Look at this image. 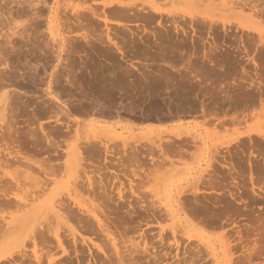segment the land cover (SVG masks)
<instances>
[{
  "label": "rangeland",
  "instance_id": "374dc122",
  "mask_svg": "<svg viewBox=\"0 0 264 264\" xmlns=\"http://www.w3.org/2000/svg\"><path fill=\"white\" fill-rule=\"evenodd\" d=\"M153 1L154 0H0V56H1L0 61L6 60L7 61L6 64L8 65V67L7 66L4 67L5 65L2 64L3 62L2 63L0 62L2 65V66L0 65V70H1L0 71V83H1L0 84V106L4 103L5 96L6 97L11 96L12 98L9 97L8 99L11 98L12 100L10 99L9 101H12L14 105L12 106L11 105L12 103L8 102L10 103L8 108L11 107L13 109L14 107L13 110H15V108H18V109L19 107L21 108L18 110L19 112L17 111L18 114L15 113L16 115L15 114H14L15 116L13 115V117H16V118L15 120L13 118V121L15 123L12 122L13 125H11L12 126L11 130L13 131L15 130V127H16V134L11 135V137H3L0 139V179L3 182L2 185L5 184V181L9 182L11 177L15 178L22 185H25V187H23L24 189L22 188L21 190L22 193H20V196L21 197L24 196L23 197L24 199L29 200L31 199L30 195L32 193L31 194L29 193V197H28L27 192L29 191V189H32V187H35L34 185L36 182L34 180H36L37 178L36 181L38 182V178L44 179V177H42V175L39 172L38 166H40L41 168L47 169L48 171L52 170L51 172H49L48 177H47V179H49L51 183L48 182L49 183L48 186H45V188L47 189V190L45 189L46 193L44 194L40 193L41 195L40 194L38 195L40 197L37 198L36 203H39L40 207H39L38 213L35 216V219L33 220L34 222L32 221V223L33 224L35 223L34 228L37 229V230L35 229V231L40 232V233L42 232L44 237L50 240L48 241L47 239L46 247L43 244L42 245L40 244L39 247L41 249H43V246L45 247L44 252L42 251L43 253L47 252L48 254V251L50 252V254L52 255L51 258H53L55 264H172V263L173 264H212L213 262L218 263V264H230L231 261H232L231 262L232 264L233 263L237 264V262L241 261V258L244 259L245 258L244 256H247L245 251L243 253V250H246V249L249 250V248H246L247 246L245 245H248V247L253 246L252 247L254 250V251L252 250L253 256L254 255H256V257L259 256L258 258L253 257L252 258L253 261L251 264H264V256H262L264 255V195L260 196L259 194L257 195L252 194L250 190V186L248 185L249 169L252 167L254 168L255 166L259 165V167H261V169L263 170L262 175L259 176L258 178H256V175H252V178L254 179V181L258 183L259 186L264 187V141L263 139L262 140L259 139V137H257L254 132H250L251 130L257 129L264 134V114H263L264 113V93H263V96L261 95L260 97V95L257 94L259 93L258 89L255 90L257 87L259 89L261 87L260 92L264 91L263 90L264 89L263 87L264 85V71L263 70L264 69L263 68L258 69L257 72H254L252 71L253 69L251 67L245 68L246 70L245 72L247 74V75L245 74V76H247L246 79L250 75L249 73H251V75L249 76L250 78L256 79L257 82L259 81L261 82V83L259 82V86L257 84L255 86H250L248 84L249 83L248 80H245L244 75L242 76L243 79H241V76H240V74L242 75V73H240L242 72V70H240L241 66H238L240 67L238 70L237 65L233 64L234 63L233 61L235 60H241V62L243 63L246 61L245 55H242V52L239 51L241 47L239 48L238 40L240 39H241L240 41H243L246 46L248 44V48H249L248 56L249 57H251L252 54L254 55L255 51H256V54H260L259 52L261 53L264 52V48H263L264 43H262L263 44L262 46L258 44V35L255 31L250 30V29L249 31L248 29L247 30L240 29V27L235 25L236 23L241 22L242 25H246L247 23L248 26H251V25L257 26L255 28L260 31L262 30L263 32L262 34L264 36V24L262 23L264 22V0L262 1L258 0L259 2L253 3L254 5H256L255 6L256 9L255 11H253L256 14L248 10L249 6L243 7L242 3H240L237 0H231L230 3L233 2V4L228 5V6H234L233 12L226 11V7H222V6H217L216 10L215 9L214 10L200 9L197 6H194L195 4H192L194 3L193 2L194 0H175V1L174 0H168V1L167 0L166 1L157 0L159 3V6L162 8L161 10L165 12L174 13L172 14L173 16L172 15L171 16L172 18L174 17L175 19L174 18L171 19V17L160 18L157 16V17H154V19L152 18L153 20L150 21V19L147 17V14L149 13L152 14V13L147 12V10L142 7L146 6L148 3L153 2ZM157 1L155 0L156 3ZM169 1L170 3H168ZM229 1L227 0L226 2L228 3ZM235 1L238 3L237 6L234 5L236 3ZM219 2L220 1L217 0L214 3V6L222 4L221 2L220 3ZM108 3H112V6L104 5ZM117 3H121L124 5H128V6L130 5L129 8H132L131 11L125 10L127 15L129 14V16L131 17L128 16V18H126L125 17L127 16L126 13H125L124 18L122 17L123 19L125 18L126 19L130 18L131 20L134 19V21L137 19L135 22L134 21L131 22L133 23L131 25L132 30L134 29L136 30V27H137L136 25L139 26L138 29L140 28L142 29L145 27L146 36H148L147 33L153 32V30L157 32L159 31L160 33L163 34V35L161 34L162 36L160 39L161 43H159L160 40L159 42L154 43V39L148 36V38L150 39L149 44L151 46L155 44V46H153L154 48L150 47V49H148L149 47H146L142 43H139L141 45H138L137 47H135L134 50L132 49L128 53L126 52L125 54L126 57L121 58L119 55H117V57L114 59V64L116 63L115 65L121 68L116 67L117 69L114 68L115 70L111 69L110 66L106 64L107 62L109 63V61L101 62L103 60L102 58L95 56V53L92 52L94 55L93 56L92 53H90V51L87 50L88 51L86 52L87 58L88 60L92 62L85 69L93 72L97 69L98 66L104 65L107 68L106 72H112L114 70L117 72L116 74L124 76V79H126V81L124 80V82L126 84L128 83L127 85H130L131 82L134 84L139 82L138 80L140 76H138V73L136 70L132 69L133 66L137 68L141 73H147V74L151 73V75L153 76L160 74V76L162 77L160 79V83L152 84L154 88L152 89L151 96L149 97L148 96L138 97L137 95L136 96L131 95L130 97L129 93H127V90H123V91L115 92V94H113V97L110 102L112 104H106L109 107H111L112 105H114L115 107L117 106V108L113 106L115 108L113 109L116 110V109H119L121 106H123L121 108L125 109L127 108V105L129 103H132L137 117H129V116L122 115L123 117L120 116V118L118 119L116 116H113L112 117L113 119L110 118L109 120H106L107 121L105 122L106 124L102 123L103 128L102 127L98 128V127H92L90 125L91 122H93L96 119L94 116H93L94 119L90 115L89 116L83 115V117L81 118L82 115L74 116L72 114L73 118L80 124L79 126L82 127V128L79 127V131L81 130L80 131L81 133L78 131L80 133L79 135L81 137L88 136V133L89 132L91 133V131H95V133L97 134L98 133L96 132L97 130L102 131L104 134H108V131L106 133L104 132L105 129H108L107 128L108 126L110 130L109 133L111 134V130L113 131L112 132L113 135L111 134L112 136H119V137L129 138V139L135 138L134 140L138 141L140 139V136H142L143 134L144 135L148 133L150 134L152 131L154 135L160 133L161 137L165 139V137H167L166 136L167 132L170 130L171 125H172V124L170 125L166 124L167 123L166 118L168 115V111H172V113H174V108L176 105H180L184 108L188 107L189 109H185L184 117L180 116L181 119L179 118L180 119L179 121L175 120L173 125H176V126L181 125L183 128L187 127L186 129H188L189 131L192 130L191 131L192 133L194 132L196 134H199L201 139H203L204 141L206 140L205 147L207 149L205 152H209L210 150L209 153H213L215 151V153L219 155L217 156L218 157L217 160L220 161L221 157H224L225 159L228 160L229 157L233 156L234 164L238 168L239 172H242L241 175L245 177V179L243 177V182H244V185L246 186L240 189V193L244 197L242 202H236V203L232 202V200L228 198L227 191L226 192L220 191L218 194L196 195L197 197L187 192L194 188L193 186L196 183V181L200 180V176L202 175L201 171L205 169L204 162L201 161L202 159L200 158V154H203L202 147L204 145L202 146L200 142L199 144H197V147L198 149L199 148L201 149L200 150L201 152L198 150L196 151L195 149L194 150L192 149V151L195 152L194 153L195 155H193L192 158L189 156H187L189 158L186 157V159L183 157L178 158L177 156L174 157L170 153L167 152L165 153L167 160H165L163 155L161 156L156 152L148 153L149 151H146V152L143 151V153L141 152L142 155H138L137 153L132 154V152L128 150V152L126 153L122 151H119L117 153L115 152L113 154L111 153L112 156H108L105 160V156L103 153L102 154L99 153L100 155L99 154L90 155L89 153H84V154L82 153L81 157L83 158L85 157L83 165H82V162H78V163L70 165L68 168L66 167L67 165L65 162L66 159L64 158L65 157L64 153L68 151L71 145H68V142L64 143V140L59 139L57 148L55 149V142H57V138L55 137L54 131H55V128H57L56 126L58 125L57 124L55 125V113L50 114L49 112L51 108H53V110L55 109V107H52L53 105H55V103H51L48 100V98H46L45 94H47L48 92H52V94L55 95V92H57L59 94L60 101L62 103L64 102L65 105L69 103V107H71L73 103H74L73 104L74 106L76 103L78 104V100H80L81 97L78 95V89H71V88L66 87L64 92L65 93L67 92V93L64 94V92L61 93L60 88L58 86H56L55 84H52L55 81L54 80L55 74H52V73H55V71L57 72V75L60 74L61 77L63 78L65 77V71H64L65 62L61 63V65L55 69V65H56L55 52L57 49L56 45L58 41L61 40L63 36L66 37V35H68L64 31V29L61 31V36L55 33V21H57L56 23L58 24V22L61 23L60 21L62 19V22L68 24L71 29H75L73 30L74 38H78L82 35H87L90 38L95 39L98 36H104L105 34V27L103 23L104 18L108 21V23L115 22V21H118L119 23L129 22V21H126V22L121 21L122 19L120 17L118 18L119 20L116 17L114 18V16H116L115 14L120 15L122 13V15H124L123 14L124 11L123 12L121 11L124 10L125 8L121 9L120 6L116 5ZM160 4H162V6ZM77 5L79 6V9L77 8L78 9L77 11L79 13L81 11L82 14L79 15L78 13L79 15V16L77 15L78 17L75 15V18H78V19H75L73 16L74 14L71 13L72 11H70V9L72 7H78ZM142 9L146 11L143 12ZM221 9L223 10L220 11ZM199 10H201V12ZM247 11L248 12L250 11V12L248 13ZM259 11L262 13H260ZM32 12L34 14L37 12L38 15H40L38 16L39 18L36 16L37 13L34 15L32 14ZM175 13H178L176 14L177 16H175ZM182 13H183V16L184 14H186L187 17H185L186 16L185 15L184 18H182L183 17L181 15ZM188 13H190L189 16H188ZM71 14L73 15L71 16ZM83 14H84V18H83ZM110 14H113V15H110ZM262 15L263 17H261ZM55 16H57L58 19H56ZM85 16H90V17H86V20H85ZM139 16L141 18H139ZM190 16L191 18H189ZM199 16L201 19H199ZM176 17L178 18L176 19ZM195 17L198 19L195 20L196 19ZM203 17H205L204 21H206V23L203 21L202 19ZM68 18L69 20H67ZM209 18L212 21H214L213 22L214 24L212 26H215L217 30L214 27L210 29L209 25L208 26L204 25V27L206 28H203V30H201L202 26H200V24L198 23H201L203 21L202 23L203 24L205 23L207 25L208 24L207 19L210 20ZM261 18L263 19L262 22H261ZM190 19L191 21L189 22ZM245 19H247L248 21ZM88 20L91 23H88L89 22ZM48 21L51 22L50 25H48ZM81 21H84V22H81ZM162 21L163 23H159ZM171 21L172 22L176 21L177 25L179 24V26L181 27L184 25L183 27L187 31V34H188V35L186 34L187 37L186 35H183V36L173 35L174 33L172 31H169L171 28V26H169L171 25L170 24ZM15 23L16 25L20 24L19 25L20 28L19 27L16 28L18 25L16 26ZM83 23H85L84 26L82 25ZM221 23L227 24L226 28L223 29ZM78 24H81L83 28H81L82 26L79 28L77 26ZM160 24H162V26L165 25L166 27L169 26L170 27V28L168 27L169 30L166 27L165 28L167 29V32L169 31L173 34L171 35L169 32L165 33L164 29H161L158 26ZM25 26L27 27L25 28L27 35L24 33L23 37L24 36L28 37L30 41L27 40V38H25L26 39L25 41V40H22V38L15 37L16 35L13 36V38L8 37L11 35V32L14 30L13 27L16 28L14 32L18 30V33H19L24 29ZM21 27H23V29H21ZM34 27L37 28V30ZM109 28H113V27H109ZM141 29L139 31H141ZM160 30H162L165 34L161 32ZM195 30L196 32H194ZM199 30L202 32H200ZM33 31L36 32L34 36H33L34 34ZM118 31L121 32L120 29ZM143 32L144 31H142L140 37H143V34L145 33ZM28 33L29 34L33 33V34L29 35ZM217 33L218 35H216ZM167 34L169 36H167ZM34 37L37 39H35ZM250 37H251V41H249ZM162 38L163 39L165 38L164 41L162 40ZM233 38L236 41L234 40L232 41ZM254 39L256 41H252ZM10 40L12 41V43H10L11 42ZM136 40H134V42ZM7 42L9 43V45ZM91 42L93 44L95 43L94 45L96 47L100 46L98 42L94 41L93 39L91 40ZM77 43L78 45L79 44L81 45V42L76 41L75 44L77 45ZM135 43H138V40ZM27 44L28 46H26ZM224 44H227V45H224ZM230 44H233V45H230ZM82 45L84 44L82 43ZM13 46L14 48H12ZM251 47H253V51ZM217 48H221V49L219 50ZM256 48L257 49L259 48L258 51L256 50ZM260 48H261V51H260ZM158 49L166 52L167 54L170 53L172 59L163 61L157 57H153L155 52H157ZM224 50L225 52H223ZM45 53L46 55H44ZM250 53L251 55H249ZM236 54H237V57H236ZM61 55H62V60L63 58L65 60L66 55L63 53H61ZM45 56L48 57L49 59L46 58ZM204 56L206 57L211 56L213 58H222L225 64L224 68L226 71L229 72V74L226 75V77H222L221 73L219 72L216 73V71H214L216 74L213 73L210 67L208 68V66L203 65V64H206V63H203L205 62L203 60ZM38 58L42 61H40ZM243 63L242 65L245 66L246 63L245 64ZM188 64H191V66L194 67V69H197L198 71L200 70L205 73H207L208 71V73L206 74V76L208 75L207 78L204 77V79L200 78L198 80V77H196V75L195 76L193 74L190 75L189 71H187V68L189 67ZM29 65H32V66H29ZM33 66L35 67L36 71L33 70ZM201 67H203L205 70ZM249 68H250V71L248 70ZM121 70L124 71L123 72L124 74L125 73L127 74V75L125 74L127 77L128 75L129 76L131 75V76L126 78V76L122 73ZM128 70L130 73L131 72L132 73L128 74L129 73ZM210 72L213 73V75H211ZM52 75H54V78ZM163 77L165 78L167 77V80L170 81V84H168L169 82ZM5 78H7V80ZM261 78L262 80H260ZM128 81H130V83ZM164 82L166 83L168 82L167 87L165 86L167 84L166 83L164 84ZM62 83L65 85L64 80L61 81V85ZM5 87L6 89L4 90L3 88ZM225 91H227V94ZM68 92H69V95H68ZM120 92L122 93V95ZM205 92L208 93L206 94L207 96L205 95ZM8 93L9 94L11 93L12 95L10 94L9 96H7ZM225 95L226 96L231 95L232 102L229 103V99H227L228 97H226ZM13 97L15 101H13ZM19 97L21 98L23 97V99ZM20 101L22 102L19 103ZM47 101H49L50 104H47L48 106L46 107ZM23 102H26V103H23ZM201 103L204 104L203 106L205 108H208V109L204 108L206 110L205 115L208 113L206 117L205 115H202V111H201L202 109L200 107L202 105ZM25 104H27L28 106L27 109H24L26 108L24 106ZM39 104L40 105L42 104V106L44 107H40ZM119 104H122V105H120L119 107ZM1 107H0V110H1ZM39 107H40V110H39ZM46 108H48V111ZM66 108H67V111L69 110L68 111L70 112L69 114H71L72 110L70 111V108H68L67 106ZM208 110L210 111L208 112ZM7 111H8L6 112L7 115L5 113L4 114L5 116H7L6 118L8 119L9 117L8 115L10 114V112H9V109ZM34 111L35 112L37 111V113L35 114H39V111L42 114L35 115L34 116L35 118H34L32 116ZM30 115L34 119L31 118ZM139 115H140V118L142 117V120L139 118ZM156 116H157V119H156ZM73 118L70 120H73ZM122 118L123 119L125 118L126 121L125 119L123 120ZM136 118H139V122L138 121L136 122L137 120ZM132 120L135 121L136 123L134 124ZM63 122H66V120L65 121L63 120ZM85 122L86 124L84 125ZM88 122L89 124H87ZM140 122L142 123L140 124ZM147 123H149V126ZM151 123L153 125H151ZM40 126H42V129L45 132H50L51 134H46V136L43 135L40 129ZM72 128H74V126H72ZM84 130H86L87 133ZM0 132H1L0 133V136H1L2 131L0 130ZM102 132H99L98 134L100 133L103 134ZM90 133L89 135H91ZM247 135L251 136V138L253 139L250 140L249 138H247ZM140 141L141 143L145 142L144 140H140ZM226 142L227 144H225ZM142 144L147 145L146 143H142ZM17 146L22 147L23 154H21V156L17 157L16 159H13V158L11 159L12 155H9V153L10 152L15 153L14 150L16 149ZM215 146H217V148ZM212 149H215V150H212ZM44 151H46L47 153H45ZM56 152H58L59 155L61 154L59 157V160L57 159V157L55 158ZM127 154L129 156H125ZM130 155L132 157H130ZM134 155L136 157H134ZM22 157L26 158V160H24ZM124 157L125 158L127 157V158L125 159ZM128 157L129 159L133 158L132 162H130L131 160L129 161ZM117 159H119L120 161L124 160L123 162H121L122 166L120 165V163H118ZM161 159L163 161H160ZM169 161H172V164L169 165ZM128 162H130L131 165L133 163L134 164L131 166L129 165L130 163ZM156 162L161 163V165L159 164L156 166L157 164ZM158 167L160 170L158 169ZM172 168L173 170L171 171ZM185 169L187 171H185ZM168 170L170 171L168 172ZM211 171L212 172L214 171L216 173L214 175L218 174L220 178L223 177L224 179H221V180L224 183L225 181H227L226 182L227 184L231 183V180L228 177V172H227L228 170L225 168H221L219 164H216L212 169H208L207 173L210 174ZM205 175L206 173L204 174V177ZM77 179L78 180L80 179L81 182H84L83 185L79 183V188H77L80 198L100 200L99 202L104 204L102 208L103 211L105 212V214L108 215L106 219H103V221L107 225L109 230L112 232L123 234V238H126L127 241L129 240L127 242L125 239V242H123L125 244H123L121 240L118 241L117 248L119 249V252H120L119 256H117V254L115 253V250H113L112 245L108 241L102 242L101 240L103 239L102 238L97 239L96 236L94 239V235H96V232H98V228L96 224H93L94 221L91 222L89 220V222L88 221L86 222V224L90 222L91 224H93V225L88 224L90 225V227L92 226L93 228L92 227L90 228L87 225L90 228L88 230H90L91 235H89L88 233H84V232H89L88 230H85V228H88L86 224L83 225L84 224L83 223L82 225L83 227L85 226V228L80 227L81 229L80 230L78 228L79 227L78 224L76 225L75 223L76 220H74L75 222H73V219L72 221L69 220L70 222L68 224L66 221L59 220L58 217H56L55 212L57 213L58 211L57 209L58 208L57 202L59 200L58 197H62L63 196L62 193H65V191H67L69 187H72L74 185V181L75 180L77 181ZM32 181L33 183L35 182L34 185ZM88 181L91 182L92 185H94L93 193L87 191L86 185ZM15 190H16L15 188L12 189L13 192L18 193ZM230 191L232 192L235 190L231 189L229 190V192ZM29 192H31V190ZM159 192L163 193L162 197L160 196L161 194ZM167 193L170 194L169 195L170 197L167 196ZM36 197H37V192H36ZM166 197L170 198V199L167 198V200L178 201L180 205L182 203L184 204L185 202V204L182 205L183 207L181 206L182 208L179 212L180 214L179 218L177 217V218L171 219L167 217L166 213H164L165 209H163L164 208L163 206H165L164 204L166 203V200L164 199ZM160 198H163L162 202ZM155 199H158V200L155 201ZM186 199L187 201H190V202L188 203ZM151 203L152 205L154 204V206L155 204L157 205L155 207H151L152 205L148 207L146 205V204L149 205ZM125 204L127 205L129 204V207ZM143 204H144V207H143ZM146 206L148 208H146ZM145 208L147 209L146 211H145ZM1 209L3 210L2 207L0 208V210ZM5 210L6 209L0 212L3 214V216H5V218L3 217L5 221H9L10 220L9 218L11 217L9 213L12 212V210L9 212ZM153 212H155L156 214L154 215ZM12 213H14V210ZM149 213L154 215V217L155 216L157 217L158 215V217L155 218V220H153L154 217L152 218V216ZM158 213L163 217V219L161 216L159 217ZM2 214H0V218L2 217L1 216ZM146 216L150 218H147ZM76 217H79V216H76ZM79 218L85 219V217H83L82 215ZM158 218L159 220L161 218V220L159 221ZM183 218L187 219V221L190 224H192L195 227L196 231L202 234L205 237V239L210 238V240H212V243L214 244V248L216 247L215 248L216 257H213L210 254L208 255V253H210L209 250H207L205 246L199 242L198 239L196 241V237L193 238V237H189L186 235L185 236L182 235L183 233L181 232L182 230L181 225H184V221H185L183 220ZM141 219L143 223L141 222ZM177 220L178 222L176 223ZM1 223H0V227L2 226ZM32 223H31L32 225L31 227H28L29 225L22 227L21 229H19L20 231L16 228L19 231V232L15 231L16 233L11 228L13 226H14L13 228H15V226L17 227L19 223L18 225H15L16 224L15 223L13 226H11V228L9 226L10 229L8 228V231L11 232L12 230V232L15 234H11L10 236L8 235L6 236L4 234L6 237H4L2 234L4 239H0V241L2 242L4 241V242L3 243L0 242V249L7 250V251L10 249L9 251L12 252L13 250L14 252H16L17 249L22 247L21 244L22 245L24 244V246H26V249H27V254L30 255V251L32 249L30 240L33 239L34 242L36 243L40 242V239L38 236L33 237V238L32 237L30 238V236H27L26 231H28L29 229H27L26 227L30 228L31 230H34L33 229L34 225ZM176 226L178 227L181 226L179 229L180 231L178 229H175ZM68 227L75 228V229L77 227V231L79 232L78 234L81 236V238H84L87 240L93 239L94 243L100 245L105 255L103 256L102 254L98 253L91 246L90 243H88L87 245H81V243L79 242L81 241V238L78 239L79 240L78 241L79 244L77 243L78 246L74 248L73 243H71L72 241L69 237L66 238V240L71 241V242L69 241V243L67 244L68 247L66 246L68 254L62 255V253L55 247L56 244H55V240L53 239L54 238L53 236L55 235V231H57V233L62 234L61 237H66L68 234ZM94 228L97 230H95ZM83 229L85 231H83ZM93 230L95 232H93ZM4 232L5 230H3V233ZM189 235L195 236L196 234H189ZM14 243L16 244L15 247L13 246L15 245ZM1 244L3 246H1ZM48 246H50L51 249L52 248L54 249L50 251V247ZM244 246L246 249L244 248ZM136 247L138 248V251L135 250L137 249ZM242 247L244 249H241ZM88 249L90 250V252L88 251ZM143 249L145 250L146 253L143 251ZM130 250L132 251L135 250L136 254L135 252L131 253L132 251ZM190 250L192 251L190 252ZM229 250L232 256L229 254ZM38 251H40L39 248H38ZM188 252L190 253L188 254ZM259 252H261L262 254ZM43 253L41 256L43 257L44 255L42 259L43 260L42 264L44 263L48 264L47 258L45 256H48L50 254L47 255ZM16 256L17 254H15L14 257L16 258ZM241 256H243L244 258ZM1 257L2 256L0 255V258ZM17 259H18V256H17ZM182 259L184 261H182ZM214 259L217 261H215ZM231 259H233L234 262ZM186 260H187V263H185Z\"/></svg>",
  "mask_w": 264,
  "mask_h": 264
},
{
  "label": "bare ground",
  "instance_id": "6f19581e",
  "mask_svg": "<svg viewBox=\"0 0 264 264\" xmlns=\"http://www.w3.org/2000/svg\"><path fill=\"white\" fill-rule=\"evenodd\" d=\"M157 1V0H156ZM159 1V0H158ZM158 1H157V3H158ZM161 1V0H160ZM163 1V0H162ZM166 1V0H165ZM168 1V0H167ZM175 1V0H174ZM217 0H194L193 2L194 3H192V4H195L194 6H197L198 8H200V9H205V10H216V8H217V6H222V7H226V11H228V12H233V10H234V6H228V5H232L233 4V2L232 3H230L231 2V0L227 3L226 1H224V0H218V1H220L222 4H220V5H216V6H214V3L216 2ZM237 1H239L240 3H242V5H243V7H247V6H249V9L248 10H250V11H255V6L256 5H254L253 3L254 2H259L258 0H237ZM262 1V0H261ZM191 2V1H190ZM219 2V3H220ZM236 2V1H235ZM74 3V2H73ZM156 2H155V0L153 1V2H150V3H148L146 6H143L142 8H145L146 10H147V12H151L152 14H147V17L150 19V21L151 20H153L154 19V17H160V18H163V17H171V19H173L172 18V14H174V13H171V12H165V11H163V10H161L162 8L159 6V3L157 4ZM167 3V2H166ZM168 3H170V1L168 2ZM175 3V2H174ZM189 3V2H188ZM29 4H30V2H29ZM39 4V3H38ZM216 4H218V3H216ZM237 2L234 4L235 6H237ZM255 4H257V3H255ZM74 5V4H73ZM104 5H109V6H112V3H108V4H104ZM117 6H120V8L121 9H124V10H122L121 12H123V14L124 15H122V13L119 15V14H115L116 16H114V18L116 17L117 19L120 17L121 19V21H124V22H126V21H129L128 23L126 22V23H119L118 21H115V22H111V23H108V21L104 18V20H103V23H104V27H105V34H104V36H98L97 38H90L89 36H87V35H82V36H80V37H78V38H74L73 36V34H74V32H73V30H75V29H71L70 27H69V25L68 24H66V23H64V22H62V19H61V23H59L58 22V24L56 23L57 21H55V33H57V34H59L60 36H61V31L64 29V31L66 32V34H68V35H66V37L65 36H63L62 37V39L61 40H59L58 41V43H57V49H56V52H55V62H56V65H55V69L57 68V67H59L60 65H61V63H63V62H65L64 64H65V66H64V71H65V77L63 78V77H61L60 76V74H58L57 75V72L55 71V73H52V74H55V83L53 82L52 83V81H51V83L52 84H55L56 86H58L59 88H60V91H61V93H63L64 92V90L66 89V87H68V88H71V89H78V95L81 97L80 98V100H78V104L76 103L75 104V106L72 104V108L71 107H69V103L67 104V105H65L64 104V102L62 103L61 101H60V99H59V94L57 93V92H55V95H53L52 94V92H46L47 94H45L46 95V98H48V100L51 102V103H55V105H53V104H51V105H53L52 107H55V109L53 110V108H51L50 110H49V112H50V114H52V113H55V125L57 124L58 126H56L57 128H55V137L57 138V142H55V149L57 148V145H58V141H59V139H61V140H64V143H66V142H68V145H71L70 147H69V149H68V151H66L64 154H65V159H66V167L68 168L70 165H72V164H75V163H78V162H82V165H83V162H84V159H85V157L83 158V157H81L82 155V153L84 154V153H89L90 155H95V154H104V156H105V160H106V158L108 157V156H112V154L113 153H117V152H119V151H122V152H124V153H126V152H128V150H130V152H132V154H135V153H137L138 155H142V153H143V151H149L148 153H153V152H156V153H158L159 155H163L164 156V158H165V160H167V157L165 156V153H170L172 156H174V157H178V158H181V157H183V158H185L186 159V157L187 156H189V157H193V155H195L194 153V151H192V149L194 150H198V151H200L201 149L199 148L198 149V147H197V144H199V142L202 144V152H203V154H200V158L202 159L201 161H203L204 162V165H205V169H203V171H201V176H200V180L199 181H196V183L194 184V188L193 189H191V190H189V191H187L188 193H191L192 195H204V194H218L220 191H227L228 192V198L230 199V200H232V202H242L243 201V196H242V194L240 193V189H242V187L244 188L246 185H244V182H243V175H241V173L242 172H239V170H238V168L236 167V165L234 164V162H233V156H231V155H229V156H231V157H229L228 158V160L227 159H225L224 157H221V160L219 161V160H217V156H219V155H217V153H215V151L213 152V153H209L210 152V150H209V152H205L206 151V147H205V145H206V140L204 141L203 139H201V137H200V135L199 134H196V133H192L191 131H189L188 129H186L187 127H182L181 125H178V126H176V125H173V123H174V121L175 120H177V121H179L181 118H180V116H183L184 117V113H185V109H189L188 107H186V108H184V107H182V106H180V105H176L175 106V108H174V113H172V111H168V115H167V123L166 124H168V125H170V124H172L171 125V128H170V130L167 132V137H165V139H163L162 137H161V134L159 133V134H156V135H154L153 134V132L151 131V133L149 134H143L142 136H140V139L138 140V141H136V140H134L135 138H123V137H119V136H112L113 134H112V130H111V134L109 133L110 132V130H109V127L107 126V128L108 129H105V133L108 131V134H104L102 131H96V132H102L103 134H96L95 133V131H91V135H89V133H88V136H80L79 134L81 133L80 131H79V123L73 118V115L74 116H77V115H82L81 116V118L83 117V115H85V116H92V118H93V116L96 118L93 122H91V126L92 127H102L103 126V124L102 123H105V122H107L106 120H109L110 118H112L113 116H116L118 119L120 118V116H122V115H124V116H129V117H137L136 116V113H135V109H134V106H133V104L132 103H129L128 105H127V108H121V107H123V106H121L120 107V105H122V104H119V109H116V110H114L115 108H117V106L115 107L114 105H112L111 107H109V106H107L106 104H112V103H110L111 102V99H112V97H113V94H115V92H118V91H123V90H127V93H129V96L131 97V95L132 96H138V97H143V96H151V91H152V89L154 88V86L152 85V84H156V83H160V79H161V77L162 76H160V74L159 75H151V73L150 74H147V73H141L137 68H135L134 66H133V68L132 69H134V70H136L137 71V73H138V76H140V78H139V82H137V83H132L131 82V84L130 85H127L125 82H124V80L126 81V79H124V76H122V75H119V74H116L117 72L116 71H114L115 69L114 68H116L117 66L114 64V59L117 57V55H119L121 58H124V57H126L125 56V54H126V52L128 53V52H130L132 49L134 50L135 49V47H137L138 45H141V44H139V43H142L144 46H146V47H149L148 49H150V47L152 48L153 46H155V44H153L152 46L149 44V38H148V36H150V37H152L153 39H154V43L155 42H159V40L161 39V34L162 33H160L159 31L157 32V31H154L153 30V28H152V30H153V32H150V33H147L148 34V36H146V30H145V27L144 28H140L141 29V31H139L140 29H138L139 28V26L138 25H136L137 27H136V30L134 29V30H132L131 29V25L133 24V23H131L132 21H134V19L133 20H131L130 18L129 19H126V18H128V16H129V14L127 15V13L125 12V10H129V11H131V9L132 8H129L130 7V5L128 6V5H124V4H121V3H117L116 4ZM161 6H162V4H160ZM241 5V4H240ZM241 5V6H242ZM70 6H72V5H70ZM69 6V7H70ZM78 6V5H77ZM164 6V5H163ZM239 6V5H238ZM261 6V5H260ZM34 7H35V5H34ZM36 7H38V6H36ZM240 7V6H239ZM65 8V7H64ZM68 8V7H67ZM79 9V6L78 7H72L71 9H70V11H72L71 13H73V14H71V16L73 15L74 16V18H75V15L77 16L78 15V9ZM82 8V7H81ZM129 8V9H128ZM258 8V7H257ZM33 9V8H32ZM39 9V8H38ZM57 9V8H56ZM85 9V8H84ZM134 9V8H133ZM197 9V8H196ZM240 9V8H239ZM260 9V8H259ZM28 10V9H27ZM69 10V9H68ZM88 10V9H87ZM117 10H119V9H117ZM135 10V9H134ZM143 10V12H145L144 11V9H142ZM188 10V9H187ZM223 9H221L220 11H222ZM263 10V9H262ZM22 11H24V10H22ZM38 11V10H37ZM51 11V10H50ZM70 11H69V13H70ZM92 11V10H91ZM116 11V10H115ZM128 11V12H129ZM200 12H201V10H199ZM224 11H225V9H224ZM241 11H243V10H241ZM244 11H245V9H244ZM249 11V12H250ZM58 12V11H57ZM62 12V11H61ZM86 12V11H85ZM118 12V11H117ZM116 12V13H117ZM132 12H134V11H132ZM172 12H174V11H172ZM248 12V11H247ZM246 12V13H247ZM248 12V13H249ZM260 12V11H259ZM37 13V12H36ZM35 13V14H36ZM41 13V12H40ZM59 13V12H58ZM67 13V12H66ZM93 13V12H92ZM111 13V12H110ZM125 13H126V15L127 16H125ZM253 13H255V12H253ZM258 13V12H257ZM260 13H262V12H260ZM32 14H34L33 12H32ZM34 14V15H35ZM82 13H81V11H80V13H79V15H81ZM90 14H91V12H90ZM95 14V13H94ZM94 14H93V16H94ZM136 14V13H135ZM142 14V13H141ZM176 14H178V13H175V16H177ZM191 14H193V13H191ZM256 14V13H255ZM19 15V14H18ZM22 15V14H21ZM26 15V14H25ZM65 15V14H64ZM78 15V16H79ZM110 15H113V14H110ZM119 15V16H118ZM140 15V14H139ZM145 15V14H144ZM172 15V16H171ZM182 16H183V13L181 14ZM180 15V16H181ZM186 14H184V16H185ZM190 15V13H188V16ZM204 15V14H203ZM240 15V14H239ZM252 15V14H251ZM250 15V16H251ZM31 16H33V15H31ZM36 16L38 17V16H40V15H38V13L36 14ZM71 16H69V17H71ZM77 16V17H78ZM101 16V15H100ZM124 16L126 17L125 19H123L124 18ZM133 16V15H132ZM181 16V17H182ZM184 16L182 17V18H184ZM232 16V15H231ZM230 16V17H231ZM236 16V15H235ZM33 17H35V16H33ZM36 17V18H37ZM56 17V19H58L57 18V16H55ZM60 17V16H59ZM81 17V16H80ZM86 17H90V16H85V20H86ZM92 17V16H91ZM113 17V16H112ZM123 17V18H122ZM129 17H131V16H129ZM144 17V16H143ZM185 17H187V15L185 16ZM234 17V16H233ZM241 17V16H240ZM261 17H263V15L261 16ZM39 18V17H38ZM50 18V17H49ZM66 18V17H65ZM82 18V17H81ZM83 18H84V14H83ZM82 18V19H83ZM139 18H141L140 16H139ZM145 18V17H144ZM143 18V19H144ZM153 18V19H152ZM178 17H176V19H177ZM189 18H191V16L189 17ZM189 18H187V19H189ZM193 18V17H192ZM196 18V17H195ZM204 18L205 17H203L202 19H203V21H204ZM207 18V17H206ZM228 18V17H227ZM257 18V17H256ZM259 18V17H258ZM33 19V18H32ZM54 19V18H53ZM72 19V18H71ZM75 19H78V18H75ZM155 19H157V18H155ZM175 19V18H174ZM198 18H196L195 20H197ZM199 19H201L200 18V16H199ZM210 19V18H209ZM34 20V19H33ZM67 20H69V18L67 19ZM67 20H65V21H67ZM92 20V19H91ZM119 20V19H118ZM131 20V21H130ZM137 20V19H136ZM135 20V21H136ZM162 20H164V19H162ZM206 20V19H205ZM245 20H247V19H245ZM260 20V19H259ZM262 18H261V22H262ZM30 21H32V20H30ZM35 21H37V20H35ZM59 21V20H58ZM78 21V20H77ZM89 21V20H88ZM99 21V20H98ZM134 21V22H135ZM187 21V20H186ZM191 21V19L189 20V22ZM202 21V20H201ZM202 21V22H203ZM207 25L205 24L206 23V21H204L205 23L203 24L202 22V24L201 23H198V24H200V26H202V29L201 30H203V28H206V27H204V25L205 26H210V29L212 28V27H214V28H216L215 26H212L214 23V21H212L211 19L210 20H208L207 19ZM221 21V20H220ZM248 21V20H247ZM81 22H84V21H81ZM85 22H87V21H85ZM142 22H143V20H142ZM176 22V21H175ZM175 22H172L171 21V25H169V26H171V28H170V30L168 29V27H166L165 25H163L162 26V24H160V25H158L161 29H164V31H165V33H168L169 31H172L173 33H171V32H169L171 35L173 34V35H177V36H179V35H186L187 34V31L184 29V25L181 27V26H179V24L177 25V22L175 23ZM199 22H200V20H199ZM219 22V21H218ZM229 22V21H228ZM54 23V22H53ZM78 23V22H77ZM88 23H91L90 21L88 22ZM95 23V22H94ZM145 23H147V22H145ZM148 23H149V21H148ZM159 23H163V21L162 22H159ZM164 23H165V21H164ZM168 23V22H167ZM186 23V22H185ZM188 23V22H187ZM192 23V22H191ZM227 23V22H226ZM258 23V22H257ZM263 24H264V22H262ZM51 24V22L50 21H48V25H50ZM84 24L85 23H83L82 25L84 26ZM222 24V28L224 29V28H226V25L227 24H224V23H221ZM232 24V23H231ZM15 25H16V23H15ZM18 25V26H17ZM16 26V28H18L19 27V25L20 24H17ZM35 25V24H34ZM81 24H78L77 26L80 28L81 26H82ZM102 25V24H101ZM110 25V26H109ZM148 25V24H147ZM194 25V24H193ZM220 25V24H219ZM218 25V26H219ZM235 25H237L238 27H240V29H248V31H249V29L250 30H253V31H255L256 33H257V35H258V44L259 45H263L262 43H264V36H263V32H262V30L260 31V30H258V29H256L255 27H257V26H248L247 25V23H246V25H242L241 24V22H238V23H236ZM258 25V24H257ZM260 25V24H259ZM36 26H37V24H36ZM83 26L81 27V28H83ZM90 26V25H89ZM217 26V27H218ZM15 27V26H14ZM13 27V29L14 30H16V28H14ZM77 27V28H78ZM109 27H113V28H109ZM141 27V26H140ZM169 30L168 32H167V29ZM186 27V26H185ZM199 27V26H198ZM20 28V27H19ZM25 28H27L26 26L24 27V29H23V27H21V29H23L21 32H19L18 33V30L16 31V32H14V30L11 32V35L10 36H8V37H11V38H13V36H15V37H19V38H22V40H25L26 41V39L25 38H27V40H29V38L28 37H23V35H24V33L26 34L27 32L25 31L26 29ZM35 28V27H34ZM51 28H52V26H51ZM78 28V29H79ZM93 28V27H92ZM149 28V27H148ZM158 28V27H157ZM195 28H197V27H195ZM20 29V30H21ZM36 30H37V28H35ZM120 29V31L121 32H119L118 30ZM197 29H199V28H197ZM209 29V28H208ZM207 29V30H208ZM81 30V29H80ZM93 30V29H92ZM205 30V29H204ZM206 30V31H207ZM216 30H217V28H216ZM215 30V31H216ZM220 30V29H219ZM29 31V30H28ZM142 31H144L143 33V37H140V35H141V33H142ZM161 32H163L162 30H160ZM191 31H193V30H191ZM200 31V30H199ZM198 31V32H199ZM212 31V30H211ZM210 31V32H211ZM241 31V30H240ZM34 32V31H33ZM190 32V31H189ZM194 32H196V30L194 31ZM200 32H202V31H200ZM209 32V33H210ZM238 32V31H237ZM243 32V31H242ZM35 33L36 32H34V34H33V36L35 35ZM64 33V32H63ZM164 33V32H163ZM164 33V34H165ZM214 33V32H213ZM216 33V32H215ZM225 33V32H224ZM246 33V32H245ZM29 34V33H28ZM32 34H29V35H32ZM149 34H151V35H149ZM202 34V33H201ZM208 34V33H207ZM227 34H229V33H227ZM27 35V34H26ZM102 35V34H101ZM163 35V34H162ZM188 35V34H187ZM187 35H186V37H187ZM209 35V34H208ZM212 35V34H211ZM216 35H218V33L216 34ZM5 36V35H4ZM33 36H32V38H33ZM167 36H169L168 34H167ZM166 36V37H167ZM220 36V35H219ZM8 37H6V38H8ZM93 37V36H92ZM164 37V36H163ZM212 37V36H211ZM229 37V36H228ZM232 37V36H231ZM242 37V36H241ZM240 37V38H241ZM256 37V36H255ZM254 37V38H255ZM11 38H9V39H11ZM24 38V39H23ZM35 38V37H34ZM227 38V37H226ZM9 39H7V40H9ZM35 39H37V38H35ZM94 40V41H96V42H98V44L100 45L99 47L97 46H95L92 42H91V40ZM138 40V43H135V42H137V40ZM165 39V38H164ZM164 39L162 38V40L164 41ZM21 40V39H20ZM32 40V39H31ZM128 40V41H127ZM134 40H136L135 42H134ZM216 40V39H215ZM234 40V38L232 39V41ZM241 40V39H240ZM240 40H238L237 42L239 43V48L241 47V49L239 50L240 52H242V55H245V59H246V61L243 63V62H241V60H235V61H233L234 63L233 64H235V65H237V68H238V70H239V68L240 67H238V66H241V69L240 70H242V72H240V73H242V75L240 74V76H241V79H243L242 78V76L244 75V77H245V80H248V84L250 85V86H255L256 84L259 86V82H257V80L256 79H252V78H250L249 76L251 75V73H249L250 75L248 76V78L246 79V77L247 76H245V74H246V70H245V68L246 67H251L253 70L252 71H254V72H257V70L258 69H264V52L263 53H261V52H259L260 54H256V51H255V54L253 55L252 54V56L251 57H249L248 56V53H249V48H248V44H247V46L244 44V42L243 41H240ZM11 41V40H10ZM30 41V40H29ZM76 41L78 42H81V45L79 44L78 45V43H77V45L75 44L76 43ZM234 41H236V40H234ZM245 41V40H244ZM247 41V40H246ZM249 41H251V37L249 38ZM252 41H256L255 39L254 40H252ZM9 42V41H8ZM7 42V43H8ZM35 42H37V41H35ZM10 43H12V41L10 42ZM25 43H27V42H25ZM82 43L84 44V45H82ZM92 43V44H91ZM159 43H161V40H160V42ZM158 43V44H159ZM216 43V42H215ZM224 43V42H223ZM246 43V42H245ZM253 43H255V42H253ZM5 44V43H4ZM29 44H30V42H29ZM34 44V43H33ZM37 44V43H36ZM40 44V43H39ZM211 44H212V42H211ZM8 45H9V43H8ZM224 45H227V44H224ZM230 45H233V44H230ZM22 46V45H21ZM26 46H28V44L26 45ZM32 46H34V45H32ZM36 46V45H35ZM39 46V45H38ZM37 46V47H38ZM160 46V45H159ZM216 46V45H215ZM221 46V45H220ZM223 46V45H222ZM42 47V46H41ZM157 47V46H156ZM155 47V48H156ZM238 47V46H237ZM254 47V46H253ZM253 47H251L252 48V51H253ZM12 48H14V46L12 47ZM12 48H11V50H12ZM33 48V47H32ZM35 48V47H34ZM39 48V47H38ZM37 48V49H38ZM154 48V47H153ZM216 48V47H215ZM224 48H225V46H224ZM264 48V47H263ZM262 48V49H263ZM19 49V48H18ZM41 49V48H40ZM147 49V48H146ZM159 49H160V47H159ZM157 50V52H155V54H154V56L153 57H157V58H159L160 60H163V61H166V60H169V59H172V57H171V54L169 53V54H167L166 52H164V51H162V50ZM161 49H163V48H161ZM217 49H221V48H217ZM216 49V50H217ZM230 49V48H229ZM233 49V48H232ZM231 49V50H232ZM237 49V48H236ZM259 49V48H258ZM258 49L256 48V50L258 51ZM14 50V49H13ZM33 50V49H32ZM90 51V53H92V52H94L95 53V56H97V57H100V58H102L103 60L101 61V60H99V61H101V62H107V61H109V63L107 62L106 64L107 65H109L110 66V68L111 69H114L113 71L115 72H106V70H107V68L104 66V65H102V66H98L97 67V69L95 70V71H93V72H91V71H88V70H86L85 68L92 62V61H90V60H88V58H87V53L86 52H88V51ZM150 51V50H149ZM214 51V50H213ZM228 51H230V50H228ZM260 51H261V48H260ZM223 52H225V50L223 51ZM41 53V52H40ZM61 53H63V54H65L66 55V57H65V60H64V58H63V60H62V55H61ZM252 53H254V52H252ZM35 54V53H34ZM42 54V53H41ZM241 54V53H240ZM29 55V54H28ZM44 55H46V53L44 54ZM92 55H93V53H92ZM92 55H90V56H92ZM249 55H251V53L249 54ZM94 56V55H93ZM1 57V56H0ZM41 57V56H40ZM46 57V56H45ZM71 57H73V58H71ZM236 57H237V54H236ZM239 57V56H238ZM243 57V56H242ZM46 58H48V57H46ZM99 58V59H100ZM241 58V57H240ZM244 58V57H243ZM1 59V58H0ZM3 59V58H2ZM4 59H5V57H4ZM39 59V58H38ZM44 59V58H43ZM49 59V58H48ZM48 59H47V61H48ZM40 60V59H39ZM203 60L205 61V62H203V63H206V64H203L204 66L206 65V66H208V68L210 67V69L213 71V73H215L214 71H216V73H221V75H222V77H226V75H228L229 74V72L228 71H226L225 70V68H224V66H225V64H224V62H223V59L222 58H213V57H211V56H204V58H203ZM40 61H42V60H40ZM2 64H4L5 66L4 67H8V65L6 64V60H3V61H0ZM43 62H45V61H43ZM236 62V63H235ZM1 63H0V65H1ZM31 63V62H30ZM242 63L243 64H245L246 63V65L245 66H243L242 65ZM63 64V65H64ZM104 64V63H103ZM224 64V65H223ZM10 65V64H9ZM48 65V64H47ZM189 65V67L187 68V71H189V74L191 75V74H193L194 76L196 75V77H198V80L201 78H203L204 79V77L205 78H207V76H206V74L208 73V71H207V73H205V72H202V71H198L197 69H194V67H192L191 66V64H188ZM2 66V65H1ZM11 66V65H10ZM29 66H32V65H29ZM132 67V66H131ZM77 68V69H76ZM117 68H121V67H117ZM116 68V69H117ZM201 68H203V67H201ZM4 69V68H3ZM10 69V68H9ZM82 69V70H81ZM204 69V68H203ZM6 70V69H5ZM33 70H35V67L33 66ZM63 70V69H62ZM174 70V69H173ZM192 70H194V71H192ZM205 70V69H204ZM249 71H250V68L248 69ZM247 70V71H248ZM1 71V70H0ZM9 71V70H8ZM13 71V70H12ZM36 71V70H35ZM122 71V70H121ZM121 71H119V72H121ZM131 71H133V70H131ZM210 71V70H209ZM264 71V70H263ZM124 71H122V73H123ZM128 72H129V70H128ZM127 72V73H128ZM4 73V72H3ZM132 73V72H131ZM130 72L128 73V74H131ZM213 73H211L210 72V74L211 75H213ZM215 73V74H216ZM124 74V73H123ZM126 74V73H125ZM124 74V75H125ZM154 74V73H153ZM263 74V73H262ZM127 75V74H126ZM125 75V76H126ZM198 75V76H197ZM247 75V74H246ZM261 75V74H260ZM53 76V78H54V75H52ZM131 76V75H130ZM129 75H128V77H130ZM193 76V77H194ZM215 76V75H214ZM127 76H126V78H128ZM137 77V76H136ZM218 77H220V76H218ZM261 77V76H260ZM263 77V76H262ZM51 78V77H50ZM163 78H165V77H163ZM162 78V79H163ZM6 80H7V78H5ZM64 80V83H65V85L62 83V85H61V81L62 80ZM166 80H167V77L165 78ZM169 79V78H168ZM241 79H240V81H241ZM258 79V78H257ZM133 80H134V78H133ZM259 80V79H258ZM260 80H262V78L260 79ZM168 81V80H167ZM242 81H244V80H242ZM3 82V81H2ZM7 82V81H6ZM129 83H130V81H128ZM169 82V83H168ZM167 83L168 84H170V81H168ZM166 82H164V84H165ZM166 83V84H167ZM261 83V82H260ZM1 84V83H0ZM10 84V83H9ZM168 84L167 85H165L166 87L168 86ZM208 84V83H207ZM51 85V84H50ZM16 86V85H15ZM25 86V85H24ZM21 87V86H20ZM19 87V88H20ZM51 87V86H50ZM257 87V86H256ZM263 87H264V85H263ZM262 87V88H263ZM11 88V87H10ZM17 88V87H16ZM251 88V87H250ZM253 88H255V87H253ZM252 88V89H253ZM4 90L6 89V87L5 88H3ZM23 89V88H22ZM252 89H251V91H252ZM258 89V92L259 93H257V94H259L260 95V97H261V95L263 96V93H264V89L262 90L263 92H260V89H261V87H260V89L257 87L255 90H257ZM50 90V89H49ZM48 90V91H49ZM2 91V90H1ZM13 91V90H12ZM166 91H168V90H166ZM6 92H8V91H6ZM16 92V91H15ZM19 92V91H18ZM24 92H26V91H24ZM226 92V94H227V91H225ZM229 92V91H228ZM12 93V92H11ZM10 93V94H11ZM21 93V92H20ZM22 93H23V91H22ZM31 93V92H30ZM67 93V92H66ZM65 92H64V94H66ZM121 93V92H120ZM9 93H8V95L7 96H9L10 95ZM16 94V93H15ZM206 94H208V93H206L205 92V95ZM229 94V93H228ZM12 95V94H11ZM20 95V94H19ZM18 95V96H19ZM68 95H69V92H68ZM121 95H122V93H121ZM204 95V96H205ZM15 96V95H14ZM17 96V95H16ZM23 96V95H22ZM119 96H120V94H119ZM207 96V95H206ZM205 96V97H206ZM226 96V95H225ZM9 97H11V96H9ZM9 97H6L5 96V99H4V103L0 106L1 107V110H0V130L2 131V134H1V136H0V139L1 138H3V137H11V135H13V134H16V127H15V130L13 131V130H11V128H12V126L11 125H13L12 124V122H14L13 121V118H14V120H15V118L16 117H13V115L16 113V114H18V110L19 109H21L20 107H19V109L18 108H15V110H13L14 109V107H13V109L11 108V107H9L8 108V106L10 105V103H8V102H11L12 103V101H9L10 99H8ZM122 97V96H121ZM226 97H228L227 99H229V103L230 102H232V100H231V95H227ZM4 98V97H3ZM19 98H21V97H19ZM21 99H23V97L21 98ZM32 99V98H31ZM246 99V98H245ZM260 99V98H259ZM12 100V99H11ZM20 100V99H19ZM37 100V99H36ZM122 100V99H121ZM262 100H263V98H262ZM13 101H15L14 100V97H13ZM18 101V100H17ZM24 101V100H23ZM35 101V100H34ZM49 101H47L46 102V107L48 106L47 104H50L49 103ZM71 101V100H70ZM260 101V100H259ZM22 101H20L19 103H21ZM66 102V101H65ZM23 103H26V102H23ZM203 103V102H202ZM201 103V104H202ZM234 103H235V101H234ZM233 103V104H234ZM232 104V103H231ZM12 106L14 105L13 103L11 104ZM40 105V104H39ZM44 105V104H43ZM204 104H202L200 107H201V111H202V115H205V112H206V110L205 109H208V108H205L204 106H203ZM207 105V104H206ZM16 106V105H15ZM26 108H24V109H27V104H25L24 105ZM30 106H31V104H30ZM66 106L68 107V108H70V111H71V114H69L70 112H68L67 111V108H66ZM74 106V107H73ZM115 108H114V107ZM125 106V105H124ZM208 106V105H207ZM34 107V106H33ZM40 107H44V106H42V104L40 105ZM40 107H39V110H40ZM190 107V106H189ZM114 108V109H113ZM205 108V109H204ZM9 109V112H10V114L8 115L9 117H8V119L6 118L7 116H5V114H6V112H8L7 110ZM33 109V108H32ZM35 109V108H34ZM47 109V111H48V108H46ZM112 109V110H111ZM194 109V108H193ZM36 110H38V109H36ZM216 110V109H215ZM18 111V112H17ZM26 111V110H25ZM47 111H46V113H47ZM197 111V110H196ZM210 110H208V112H209ZM214 111V110H213ZM23 112V111H22ZM21 112V113H22ZM113 112V113H112ZM193 112V111H192ZM195 112V111H194ZM5 113V114H4ZM35 113H37V111L35 112L34 111V113H33V117L35 116V115H39V114H42V113H40V111H39V114H35ZM212 113V112H211ZM15 114V115H16ZM23 114V113H22ZM25 114V113H24ZM49 114V113H48ZM48 114H46V115H48ZM73 114V115H72ZM210 114V113H209ZM264 114V113H263ZM7 115V114H6ZM14 115V116H15ZM28 115V114H27ZM26 115V116H27ZM195 115V114H194ZM198 115V114H197ZM206 115H208V113L206 114ZM206 115H205V117H206ZM42 116V115H41ZM45 116V115H44ZM43 116V117H44ZM143 116H144V114H143ZM29 117V116H28ZM30 117H31V115H30ZM33 117H31V118H33ZM79 117V116H78ZM115 117V118H116ZM123 117V116H122ZM150 117V116H149ZM203 117V116H202ZM236 117V116H235ZM23 118V117H22ZM35 118V117H34ZM33 118V119H34ZM73 118V120H70V119H72ZM76 118V117H75ZM88 118V117H87ZM139 118H140V115H139ZM139 118H136L137 120H136V122L138 121L139 122ZM152 118V117H151ZM159 118V117H158ZM165 118V117H164ZM180 118V119H179ZM197 118V117H196ZM7 119V120H6ZM27 119V118H26ZM94 119V118H93ZM113 119V118H112ZM123 119V118H122ZM121 119V120H122ZM125 119V118H124ZM123 119V120H124ZM130 119H132V118H130ZM134 119V118H133ZM141 120H142V117L140 118ZM156 119H157V116H156ZM160 119H162V118H160ZM165 119V120H166ZM233 119H234V117H233ZM63 120L65 121L66 120V122H63ZM145 120V119H144ZM236 120V119H235ZM234 120V121H235ZM71 121V122H70ZM82 121V120H81ZM114 121V120H113ZM125 121H126V119H125ZM124 121V122H125ZM128 121V120H127ZM133 121V120H132ZM150 121V120H149ZM157 121V120H156ZM233 121V122H234ZM90 122V121H89ZM89 122L87 123V124H89ZM110 122H111V120H110ZM123 122V121H122ZM129 122H130V120H129ZM134 122V124L136 123L135 121H133ZM148 122V121H147ZM160 122V121H159ZM158 122V123H159ZM165 122V121H164ZM15 123V122H14ZM72 124V126H74V128H72V126H71V124ZM142 122H140V124H141ZM150 123V122H149ZM149 123H147L148 124V126H149ZM86 124V122L84 123V125ZM106 124V123H105ZM137 124H139V123H137ZM83 125V124H82ZM118 125V124H117ZM132 125H133V123H132ZM151 125H153L152 123H151ZM263 125V124H262ZM88 126V125H87ZM109 126H110V124H109ZM5 127V128H4ZM92 127H91V129H92ZM153 127V126H152ZM194 127V126H193ZM78 128V129H77ZM80 128H82V127H80ZM103 128V127H102ZM183 128V129H182ZM4 129V130H3ZM40 129H41V131H42V133H43V135H45L46 136V134H51L50 132H45L43 129H42V126H40ZM111 129V128H110ZM18 130V129H17ZM88 130V129H87ZM95 130V129H94ZM80 133H79V132ZM82 131H83V129H82ZM85 132H86V130H84ZM148 131V130H147ZM15 132V133H14ZM115 132V131H114ZM250 132H254L255 133V135L257 136V137H259V139H263V141H264V134L262 133V132H260L259 130H251ZM1 133V132H0ZM83 133V132H82ZM87 133V132H86ZM164 133V132H163ZM199 133V132H198ZM84 135V134H83ZM86 135V134H85ZM254 136V135H253ZM205 138H207V137H205ZM247 138H249L250 140L251 139H253V138H251V136H249V135H247ZM71 140V141H70ZM140 140H144L145 142H142V143H146L147 145H145V144H142L141 143V141ZM239 140V139H238ZM253 141V140H252ZM262 141V142H263ZM200 144V145H201ZM225 144H227V142L225 143ZM232 146V145H231ZM216 148H217V146H215ZM225 147V146H224ZM215 148V149H216ZM227 148V147H226ZM231 148V147H230ZM215 149H212V150H215ZM14 150V149H13ZM15 151V153L13 152H10L9 153V155H12L11 156V159L13 158V159H16L17 157H20L21 156V154H23L22 152V147H20V146H17L16 147V149L14 150ZM82 151V152H81ZM45 153H47L46 151H44ZM142 152V153H141ZM201 152V151H200ZM219 152H221V151H219ZM112 153V154H111ZM99 154V155H100ZM120 154V153H119ZM157 154V155H158ZM234 154H236V153H234ZM61 155V154H60ZM60 155H59V153L58 152H56V155H55V158L57 157V159L59 160V157H60ZM117 155V154H116ZM227 155V154H226ZM125 156H129L128 154L127 155H125ZM204 156V157H203ZM25 157V156H24ZM24 157H22L24 160H26V158H24ZM62 157V156H61ZM130 157H132L131 155H130ZM134 157H136L135 155H134ZM144 157H145V155H144ZM189 157H187V158H189ZM199 157V156H198ZM125 158V157H124ZM124 158H122V159H124ZM127 158V157H126ZM125 158V159H126ZM61 159V158H60ZM128 159H129V157H128ZM132 159L133 158H131V159H129V161L130 162H132ZM27 161H29V160H27ZM57 161V160H56ZM117 161H118V163H120V165L122 166V163L121 162H123V161H120L119 159H117ZM125 161H127V160H125ZM160 161H163L162 159L160 160ZM159 161V162H160ZM130 162H128V163H130ZM159 162H156L157 164H156V166L157 165H161V163H159ZM134 164V163H133ZM132 164V165H133ZM162 164H164V163H162ZM170 164H172V161H169V165ZM216 164H219V166L221 167V168H225V169H227L228 171V177H229V179L231 180V183L229 184H227L226 182L227 181H225V183L221 180V179H224L223 177L222 178H220V176H218V174L217 175H214V174H216L214 171V173L212 172H210V174L209 173H207V170L208 169H212ZM129 165H131V163L129 164ZM131 165V166H132ZM166 165V164H165ZM255 165H257V164H255ZM79 167V166H78ZM172 167V166H171ZM162 168V167H161ZM170 168V167H169ZM38 169H39V172H40V174L42 175V177H44V179H39L38 178V182L36 181L37 180V178H36V180H34L35 182V185H34V183H33V181H32V183H33V185L35 186V187H32V185H31V187H32V189H29V191L31 190V192H27L28 193V197H29V193L32 195H30V198L31 199H29V200H27V199H24L23 197H21L20 196V193H22L21 192V190H22V188L23 187H25V185H22L18 180H16L15 178H10V181L9 182H7V181H5V184L4 185H2L3 184V182H2V180L0 179V208L2 207L3 208V210L4 209H6L5 211H11L12 210V212H13V210H14V213H12V212H10L9 213V215L11 216L9 219V221H5V216H3V214L1 213L3 210L1 209L0 211V214H2L1 216V218H0V220H1V224H2V226L0 227V239H4L3 238V236L4 237H6L7 235L8 236H10L11 234H15L19 229H21L22 227H25V226H28V227H31L32 225H31V223H32V221L35 219V216H36V214L38 213V210H39V207H40V204L39 203H36V201H37V198L38 197H40V196H38L40 193L41 194H44V193H46L45 191L47 190L46 188H45V186H48V184L49 183H51L50 181H49V179H47V177H48V174H49V172H51L52 170H47V169H44V168H41L40 166H38ZM37 169V170H38ZM158 169H159V167H158ZM249 169V168H248ZM160 170V169H159ZM173 170V168L171 169V171ZM189 170V169H188ZM216 170V169H215ZM220 170V169H219ZM223 170V169H222ZM156 171H157V169H156ZM170 170H168V172H169ZM185 171H187L186 169H185ZM241 171V170H240ZM39 172H38V174H39ZM262 172H263V170L261 169V167H259V165H257V166H255L254 168L252 167V168H250L249 169V176H248V185L250 186V190H251V193L252 194H254V195H257V194H259L260 196L261 195H264V187H261V186H259L258 185V183L256 182V181H254V179L252 178V175H256V178H258L259 176H261L262 175ZM167 173V172H166ZM206 173V175H205V177H204V174ZM213 174V175H212ZM221 174V173H220ZM35 179V178H34ZM205 179V180H204ZM226 179V178H225ZM228 179V178H227ZM244 179H245V177H244ZM42 180V181H41ZM4 181V180H3ZM30 181H31V179H30ZM24 182H26V181H24ZM49 182V183H48ZM23 183V182H22ZM79 183H81V185H83L84 184V182H81L80 181V179L78 180L77 179V181L75 180L74 181V185L72 186V187H69L68 189H67V191H65V193H62L63 194V196L62 197H58L59 198V200H58V202H57V206H58V211H57V213L55 212V215H56V217H58V219L59 220H63V221H66L68 224H69V222L70 221H72V219H73V222H75L74 220H76V225L78 224V228L80 229V227L81 228H85V226L83 227V225H85L86 224V222L88 221L89 222V220L92 222V221H94L93 222V224H96V226H97V228H98V232H96V235H94V234H92V235H94V239H95V236H96V238L97 239H100V238H102L103 240H101L102 242L103 241H108L111 245H112V248H113V250H115V253L117 254V256H119L120 255V252H119V249L117 248V245H118V241H120L121 240V242L123 243V242H125V239L126 238H123V234H120V233H117V232H112V231H110L109 230V228L107 227V225L104 223V221H103V219H106L107 218V214H105V212L103 211V206H104V204L103 203H101V202H99L100 200H98V199H89V198H85V199H82V198H80V196H79V193H78V191H77V188H79ZM245 183H246V181H245ZM27 184V183H26ZM30 184V183H29ZM228 186H227V185ZM244 186H243V185ZM242 185V186H241ZM87 191L88 192H91V193H93V188H94V185H92L91 184V182H87ZM29 187V186H28ZM27 187V188H28ZM13 188H15L16 190L15 191H17L18 193H15V192H13L12 191V189ZM71 188V189H70ZM24 189V188H23ZM46 189V190H45ZM70 189V190H69ZM231 189H233V190H235V191H230L229 192V190H231ZM27 191V190H26ZM25 191V192H26ZM44 191V192H43ZM36 192H37V197H36ZM26 193V194H27ZM35 193V194H34ZM131 193H133V192H131ZM161 195V197H162V194L163 193H161V192H159ZM25 194V195H26ZM40 194V195H41ZM61 194V195H62ZM157 194V193H156ZM186 194V193H185ZM190 194V195H191ZM223 194V193H222ZM34 195V196H33ZM60 195V196H61ZM158 195V194H157ZM170 194L169 193H167V196H169ZM258 195V196H259ZM154 196H155V194H154ZM166 196V195H165ZM225 196V195H224ZM257 196V197H258ZM170 197V196H169ZM169 197H166L164 200H166V203L164 204L165 206H163L164 208L163 209H165L164 210V213H166V215H167V217H169V218H171V219H174V218H179V216H180V214H179V212H180V210H181V208L183 207L182 205H184L185 204V202H184V204L182 203L181 205H180V203L178 202V201H175V200H167V198L168 199H170ZM197 197V196H196ZM26 198V197H25ZM57 198V199H58ZM56 199V200H57ZM156 200H158V199H155V201ZM160 200H161V202H162V200H163V198H160ZM179 200V199H178ZM185 200V199H184ZM191 200V199H190ZM154 201V202H155ZM186 201H187V199H186ZM188 203L190 202V201H187ZM158 203V202H157ZM54 204V203H53ZM191 204V203H190ZM125 205H127V204H125ZM142 205V204H141ZM148 207L149 206H151L152 205V203L151 204H146ZM157 204H155V206H156ZM188 205V204H187ZM57 206H55V207H57ZM128 207H129V204L127 205ZM146 206V208H148ZM154 206V204L151 206V207H155ZM182 206V207H181ZM191 206V205H190ZM143 207H144V204H143ZM142 207V208H143ZM185 207V206H184ZM187 207V206H186ZM145 208V211L147 210ZM160 208V207H159ZM190 208V207H189ZM188 208V209H189ZM192 208V207H191ZM56 209V208H55ZM56 209V210H57ZM149 210V209H148ZM151 210V209H150ZM156 210V209H155ZM183 211V210H182ZM156 212V211H155ZM155 212H153V214L155 215L156 213ZM159 212H161V211H159ZM163 212V211H162ZM7 213V212H6ZM75 213H76V215H75ZM78 213V214H77ZM146 213V212H145ZM144 213V214H145ZM14 214H16V215H14ZM147 214H148V212H147ZM150 214V213H149ZM159 214V213H158ZM6 215V214H5ZM8 215V216H9ZM81 215L83 216V217H85V219L84 218H79V217H81ZM146 215V214H145ZM151 216H152V218L154 217V215H152V214H150ZM162 215H163V213H162ZM165 215V216H166ZM76 216H79V217H76ZM161 215L159 214V217H160ZM4 217V218H3ZM147 218H150V217H148V216H146ZM157 217H158V215H157ZM156 216L154 217V219L153 220H155V218H157ZM162 217V216H161ZM142 218V217H141ZM144 218V217H143ZM36 219H38V218H36ZM57 219V220H58ZM84 219V220H83ZM140 219V218H139ZM162 219H163V217H162ZM70 220V221H69ZM145 220H146V218H145ZM153 220H151V221H153ZM158 220H159V218H158ZM160 220H161V218H160ZM159 220V221H160ZM183 220H185L184 221V225H181V224H179V225H181L182 226V230H181V232L183 233H181L182 235H186V236H189V237H196V241H197V239L199 240V242L201 243V244H203L204 246H205V248L207 249V250H209V252L210 253H208V255L210 254L211 256H213V257H216V254H215V248H214V244L212 243V240H210V238L208 239H205V237L202 235V234H200L199 232H197L196 231V229H195V227L192 225V224H190L188 221H187V219H185V218H183ZM181 221V220H180ZM34 222V221H33ZM37 222V221H36ZM58 222V221H57ZM56 222V223H57ZM60 222V221H59ZM91 222L90 223H87L86 224V226L88 225V224H90V225H93V224H91ZM141 222L143 223V221H142V219H141ZM147 222H149V221H147ZM156 222H157V220H156ZM178 222V220L176 221V223ZM16 223V224H15ZM18 223H19V225H18ZM61 223V222H60ZM84 223V224H83ZM18 225L17 227L15 226V228H13L14 226L13 225ZM33 224V223H32ZM35 224V223H34ZM33 224V225H34ZM58 224V223H57ZM83 224V225H82ZM60 225H62V224H60ZM64 225V224H63ZM90 225H88L89 227H90ZM176 225V224H175ZM178 225V224H177ZM9 226H10V228H11V226H13L11 229L15 232V233H13L12 232V230H11V232L10 231H8V228H9ZM87 226V227H88ZM139 226V225H138ZM181 226H176V228L175 229H180V227ZM28 227H26L27 229H29L28 231H26V233H27V236H30V238L32 237H36V236H38L39 237V239H40V242L39 243H36V242H34V240L33 239H31L30 240V238H29V240H30V243H31V246H32V249H31V251H30V255L29 254H27V249H26V246H24V244L22 245L21 244V246L22 247H20L19 249H17L16 250V252H14L13 250H12V252L11 251H7V250H3V249H0V255L2 256L1 258H0V264H42L43 263V257H44V255H43V257H41L42 256V253L44 252V249H45V247H46V243H47V239L44 237V235H43V233L41 234L40 232H37V231H35V229L36 228H34L35 227V225L33 226V229L34 230H31L30 228H28ZM85 228V230H88V229H90V228ZM178 227V228H177ZM5 228V229H4ZM9 228V229H10ZM18 230H17V229ZM93 228V227H92ZM15 229V230H14ZM25 229V228H24ZM95 229V228H94ZM174 229V228H173ZM3 230H5V232L3 233ZM37 230V229H36ZM81 230V229H80ZM84 229H83V231H85ZM92 230V229H91ZM95 230H97V229H95ZM20 231V230H19ZM18 231V232H19ZM23 231V230H22ZM21 231V232H22ZM89 232H84V233H88L89 235H91L90 234V230H88ZM173 231V230H172ZM180 231V230H179ZM93 232H95L94 230H93ZM93 232H91V233H93ZM174 232V231H173ZM172 232V233H173ZM8 233V234H7ZM23 233V232H22ZM25 233V234H26ZM40 233V234H39ZM79 232L77 231V227H76V229L75 228H70V227H68V234H67V236L66 237H61L62 236V234H59V233H57V231H55V235L53 236L54 238V240H55V244H56V248L62 253V255H67L68 254V252H67V247H68V243H69V241L68 240H66V238H70L71 239V243H73V246H74V248H76L77 246H78V239H80L81 238V236L78 234ZM2 234H3V236H2ZM6 236H5V235ZM189 234H196L195 236H193V235H189ZM64 235V234H63ZM173 235V234H172ZM175 238V237H174ZM260 240V239H259ZM48 241H50L49 239H48ZM100 241V240H99ZM126 241H127V239H126ZM129 241V240H128ZM127 241V242H128ZM1 243H3L2 241H0ZM80 243H81V245H87L88 243H90L91 244V246L98 252V253H100V254H102L103 256L105 255V253H104V251H103V249L100 247V245H98V244H96V243H94L93 242V239H84V238H81V241H79ZM227 242V241H226ZM261 242V241H260ZM6 243H8V242H6ZM24 243V242H23ZM78 243V244H77ZM259 243V242H258ZM15 244V243H14ZM44 245L43 246V249H41L40 247H39V245ZM123 244H125V243H123ZM195 244V243H194ZM200 244V245H201ZM255 244V243H254ZM49 245V244H48ZM71 245V244H70ZM1 246H3L2 244H1ZM9 246H11V245H9ZM14 247L16 246V244L15 245H13ZM67 246V247H66ZM245 246H247L246 248H249V250H251V251H249V250H247L246 248H245ZM244 246V248L246 249V250H243V253H244V251H245V253H246V255L247 256H241V257H243L244 259H242L241 258V261L240 262H237V260H236V262H237V264H251L252 263V258L253 257H256V255H254L253 256V253H252V250H253V246L251 247V246H249L248 247V245H245ZM255 246V245H254ZM48 247H50V246H48ZM133 247V246H132ZM202 247V246H201ZM251 247V248H250ZM11 248V247H10ZM38 248H39V250L40 251H38ZM55 248V249H56ZM137 248V247H136ZM146 248V247H145ZM144 248V249H145ZM232 248V247H231ZM243 247L241 248V249H244ZM47 249V248H46ZM52 249H54V248H52ZM52 249H51V247H50V251H52ZM135 249V248H134ZM143 249V251L145 252V250ZM49 250V249H48ZM135 250H137L138 251V248L137 249H135ZM135 250H130V251H132L131 253H134L135 252V254H136V251ZM187 250V249H186ZM196 250V249H195ZM236 250H238V249H236ZM256 250V249H255ZM29 251V250H28ZM43 251V252H42ZM46 251V250H45ZM58 251V252H59ZM88 251L90 252V250L88 249ZM142 251V252H143ZM192 250H190V252H191ZM206 251V250H205ZM227 251V250H226ZM254 251V250H253ZM258 251V250H257ZM143 252V253H144ZM190 252H188V254L190 253ZM201 252V251H200ZM57 253V252H56ZM138 253V252H137ZM146 253V252H145ZM198 253V252H197ZM196 253V254H197ZM255 253H257V252H255ZM259 253H261V252H259ZM258 253V254H259ZM262 253H263V251H262ZM261 253V254H262ZM15 254H17V256H18V259H17V256H16V258L14 257L15 256ZM43 254H47V252H45V253H43ZM48 254H50V252L48 251ZM47 254V255H48ZM142 254V253H141ZM186 254V253H185ZM195 254V255H196ZM229 254H230V250H229ZM233 254V253H232ZM241 254H242V252H241ZM131 255V254H130ZM133 255V254H132ZM176 255V254H175ZM187 255V254H186ZM198 255V254H197ZM231 255V254H230ZM69 256V255H68ZM204 256V255H203ZM232 256V255H231ZM258 256V255H257ZM262 256H264V255H262ZM46 258H47V262H48V264H55V262H54V260H53V258H51L52 257V255L50 254V255H48V256H45ZM176 257V256H175ZM187 257V256H186ZM196 257V256H195ZM202 257V256H201ZM205 257V256H204ZM229 257V256H228ZM259 257V256H258ZM258 257H256V258H258ZM212 258V257H211ZM210 258V259H211ZM15 259H17V260H15ZM184 259V258H183ZM182 259V261H184ZM186 259V258H185ZM236 259V258H235ZM187 260H188V258H187ZM187 260H186V262L185 263H187ZM213 260V259H212ZM215 260V259H214ZM231 260H233V259H231ZM239 260H240V258H239ZM257 260V259H256ZM178 261V260H177ZM209 261V260H208ZM215 261H217V260H215ZM175 262V261H174ZM189 262V261H188ZM210 262V261H209ZM232 262V261H231ZM230 262V264H232ZM233 262H234V260H233ZM176 263V262H175ZM213 263H215V262H213ZM212 263V264H213ZM45 264V263H44ZM173 264V263H172ZM215 264H218V263H215ZM233 264H236V263H233Z\"/></svg>",
  "mask_w": 264,
  "mask_h": 264
}]
</instances>
